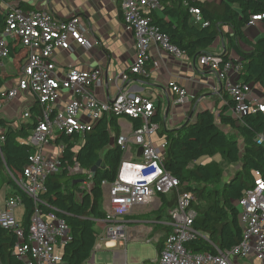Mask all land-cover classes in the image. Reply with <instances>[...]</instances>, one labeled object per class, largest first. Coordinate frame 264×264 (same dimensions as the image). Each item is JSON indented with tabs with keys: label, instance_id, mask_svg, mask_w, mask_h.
<instances>
[{
	"label": "built area",
	"instance_id": "obj_1",
	"mask_svg": "<svg viewBox=\"0 0 264 264\" xmlns=\"http://www.w3.org/2000/svg\"><path fill=\"white\" fill-rule=\"evenodd\" d=\"M118 1L123 20L133 31L138 56L130 73L143 78L150 76L147 66L152 46L177 60L185 56L153 23V13L161 10L160 0ZM0 12L4 16L0 28V70L8 78L0 90V111L10 108L7 117L16 127L35 118L26 137L17 138L18 143L33 148L34 153L29 157L22 176L12 177L16 186L36 205L28 231L23 229L16 216V210L22 207L19 196L0 205V226L13 231L16 236L14 252L22 264H66L62 250L72 240L70 227L57 217L55 211L44 213L38 204L46 191L47 179L63 168L61 156L66 144L62 139L75 136L80 144L106 114L141 119L142 126L115 137L113 145L121 149L123 160L116 180L107 184L109 208L105 219L96 220L103 231L93 257L96 249H114L110 243H125L128 239V226L121 219L131 216L138 208L150 206L160 194L177 191V204L167 212L166 226L171 232L155 264H237L252 258L264 263V178L259 173L253 188L237 203L241 242L228 251L217 249L216 254L194 253L187 249V243L207 236L194 227L198 216L194 209L198 203L196 195L193 192L179 193L180 182L163 166L166 142L162 148H157L153 142L160 125L152 120L155 107L151 97L123 87L129 81L128 73L119 77L122 85H117L118 94L113 99L102 100L97 91L104 85L103 69L83 71L69 68L65 73L60 72L55 60L58 52H72L75 44L86 50L92 47L86 38L87 29L77 16L60 20L46 10L25 13L14 0H0ZM190 13L195 16L197 24L208 25L202 22L198 9L192 8ZM256 21H261V17H253V22ZM198 63L216 72L223 83V89L234 103L231 116L242 121L249 114L264 113V103L253 97V88L240 83L243 63H223L220 56L212 54L200 57ZM170 91L176 96L178 106L189 103L187 91L177 83L171 85ZM18 100L22 103L21 111L15 109ZM34 106L38 110L35 115L31 112ZM3 141L0 132V144ZM256 143L264 150V133L257 136ZM131 146L142 151L139 159L125 157ZM69 171L71 175L87 176L83 188L91 189L92 171L82 169L79 163Z\"/></svg>",
	"mask_w": 264,
	"mask_h": 264
},
{
	"label": "trees",
	"instance_id": "obj_2",
	"mask_svg": "<svg viewBox=\"0 0 264 264\" xmlns=\"http://www.w3.org/2000/svg\"><path fill=\"white\" fill-rule=\"evenodd\" d=\"M161 10L153 13V23L170 37L171 43L185 56L198 61L209 55L218 39L225 38V52L220 55L223 63H243L240 83L261 89L264 103V37L256 41L245 35L244 29L261 17L264 24V0H160ZM192 8L200 11L203 23L197 24ZM123 18V14H122ZM4 16L0 12V28ZM244 47L248 49H244ZM233 53L235 56L233 57ZM149 68V67H148ZM129 78L138 75L128 72ZM8 78L0 70V90ZM226 107L216 114L209 110L198 113L197 120L176 130L163 127L160 115L152 118L160 125L159 134L166 140L163 166L180 182L179 193L193 192L197 198L194 206L198 216L194 227L207 238L198 237L186 244L194 253L216 254L217 249L228 251L242 240L239 223L238 201L253 188L257 173L264 178V150L256 143L257 136L264 133V113L249 114L239 121L226 111L234 106L223 89ZM37 107L31 109L36 114ZM115 114H106L78 144V137L67 136L61 161L62 170L50 176L46 191L40 197L38 207L44 212L55 211L57 217L70 227L72 240L63 247L62 257L66 264H90L94 248L103 229L96 220L106 218L103 210V184L116 180L123 152L113 145L121 134ZM133 129L142 126L141 119L126 117ZM35 118L16 127L0 111V132L4 141L0 144V171H4L11 190L9 199L19 196L24 214L20 223L28 231L36 205L15 184L20 178L34 149L18 143L17 138L26 137ZM220 157L219 162L200 163L203 158ZM101 161V165L97 166ZM79 163L82 169L93 172L91 189L83 188L85 175H71L69 169ZM97 170L94 172V167ZM235 168L227 175L228 168ZM12 177H8V175ZM9 175V176H10ZM161 208L156 213L158 221L168 220L167 212L177 204L178 192L160 194ZM154 230L162 236L157 244L158 254L171 230L165 225H156ZM17 238L13 231L0 226V264H22L15 255Z\"/></svg>",
	"mask_w": 264,
	"mask_h": 264
},
{
	"label": "crops",
	"instance_id": "obj_3",
	"mask_svg": "<svg viewBox=\"0 0 264 264\" xmlns=\"http://www.w3.org/2000/svg\"><path fill=\"white\" fill-rule=\"evenodd\" d=\"M207 1L219 3L221 0ZM14 3L25 13L46 10L60 20L77 16L87 29L86 38L92 47L90 50H86L75 44V49L72 52H58L55 60L59 65L60 72L65 73L69 68L88 71L99 67L104 71V85L97 91L98 98L108 100L118 94L117 85H122V80L119 77L130 71L133 62L138 57L133 31L122 18L118 0H14ZM244 32L246 36L256 41L264 37V24L261 21L253 22L245 27ZM220 48L224 53V37L218 39L209 52L212 55H217ZM244 49L248 48L244 47ZM148 55L150 60L147 69L150 76L148 78L133 76L123 87L138 95L150 96L155 107L154 116L160 115L165 129L169 131L179 129L188 123L195 122L198 113L204 110L218 114L221 109L226 107L227 101L223 98L222 93L223 83L219 80L216 72L201 67L198 61L193 58L184 56L181 60H177L155 46L151 47ZM232 56L234 57L235 54L233 53ZM173 83H177L187 91L190 100L188 104L182 107L176 104V96L170 91ZM254 92L253 97L262 101L259 86L254 88ZM18 103L15 101V104ZM226 114L232 115L231 108L226 111ZM119 125L121 133L127 134L133 130L132 121L125 117L120 118ZM152 139L157 148H162L166 142L165 138L159 134V130ZM139 151L135 146H131L125 157L139 159L141 156ZM218 159L220 161V158ZM2 178L4 181L0 183V205L9 199L11 190L4 171H0V180ZM108 192L109 185L106 184L103 186V210L105 212L108 211L105 205H109ZM19 208L23 209V207ZM160 208V197H156L150 206L138 208L131 216L121 219L131 228L130 239H146L156 225L166 226L167 220L158 221L156 219V213ZM23 214L24 210L22 216ZM19 219L21 220V218ZM154 232L157 231L154 230ZM161 239L160 235L159 242ZM110 245L114 246V249L118 246L121 249L126 247L125 243L119 242L110 243ZM94 259L92 255L89 263L94 264ZM116 259H119V264H126V252L123 251L122 254L117 255L115 262H117ZM156 261L157 259L152 264H155ZM237 264L264 263L252 258L238 261Z\"/></svg>",
	"mask_w": 264,
	"mask_h": 264
},
{
	"label": "rangeland",
	"instance_id": "obj_4",
	"mask_svg": "<svg viewBox=\"0 0 264 264\" xmlns=\"http://www.w3.org/2000/svg\"><path fill=\"white\" fill-rule=\"evenodd\" d=\"M219 53H217V55H220L223 53V49L220 48V50L218 51ZM9 69V68H8ZM19 101V105L14 104L15 105V109H19V111L22 110V103L21 100ZM24 102V101H23ZM10 108H7L4 111H1V114L4 115L5 118L8 119L7 117V113L9 112ZM124 118V117H123ZM126 118V117H125ZM9 120V119H8ZM18 123V122H16ZM59 130L57 129V132ZM220 157L216 156L214 158L211 157H207V158H203L202 160H200V163H208L209 162H219ZM235 168L230 167L227 169L226 173L227 175H232V173L235 172ZM10 175V174H9ZM8 177H12L11 175ZM81 175V174H79ZM4 176V174H3ZM2 181H4V178H2L0 180V183H2ZM106 201V200H105ZM105 208L108 209L107 204L105 205ZM22 208H19L17 211V217L18 219L21 218L22 216ZM104 228V227H103ZM130 231L131 228L128 227L127 228V240L125 241V248H120V246L116 247L115 249H105L104 247L101 250H95V259H94V264H119V259H116L117 262H115V258L116 256L120 255L123 253V251L126 252V258H127V263L126 264H152L158 256V247L157 244L159 242V232H154V230L152 229V231L150 232V234L147 235L146 239H139V238H135L134 240L130 239ZM101 243L102 246H104L103 242H99Z\"/></svg>",
	"mask_w": 264,
	"mask_h": 264
},
{
	"label": "water",
	"instance_id": "obj_5",
	"mask_svg": "<svg viewBox=\"0 0 264 264\" xmlns=\"http://www.w3.org/2000/svg\"><path fill=\"white\" fill-rule=\"evenodd\" d=\"M139 152H140V154H141L142 151L140 150ZM99 165H101V161L98 162L97 166H99ZM97 166L94 167V169H93L94 172L98 169Z\"/></svg>",
	"mask_w": 264,
	"mask_h": 264
}]
</instances>
